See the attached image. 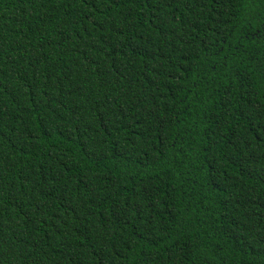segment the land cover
<instances>
[{
	"label": "trees",
	"instance_id": "1",
	"mask_svg": "<svg viewBox=\"0 0 264 264\" xmlns=\"http://www.w3.org/2000/svg\"><path fill=\"white\" fill-rule=\"evenodd\" d=\"M0 264H264V0H0Z\"/></svg>",
	"mask_w": 264,
	"mask_h": 264
}]
</instances>
